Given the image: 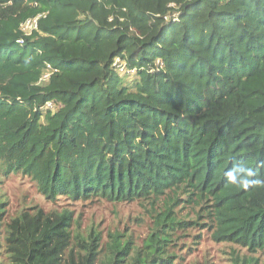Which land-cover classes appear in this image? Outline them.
<instances>
[{
    "label": "trees",
    "instance_id": "trees-1",
    "mask_svg": "<svg viewBox=\"0 0 264 264\" xmlns=\"http://www.w3.org/2000/svg\"><path fill=\"white\" fill-rule=\"evenodd\" d=\"M12 175L52 208L0 195V264H178L203 237L264 264V0H0ZM102 201L140 206L145 233L69 208Z\"/></svg>",
    "mask_w": 264,
    "mask_h": 264
},
{
    "label": "rangeland",
    "instance_id": "rangeland-1",
    "mask_svg": "<svg viewBox=\"0 0 264 264\" xmlns=\"http://www.w3.org/2000/svg\"><path fill=\"white\" fill-rule=\"evenodd\" d=\"M0 179L3 180L2 177ZM0 187V195H5L8 200V212L10 216L16 215L23 207L39 205L45 210L52 208L36 188L26 179L12 175L8 180H3ZM74 211L75 216L82 214V221L85 224L94 223L102 227H119L133 229L136 234L143 235L146 231L144 222L147 221L143 210L137 204H121L97 202L94 204H72L69 206ZM188 244V245H187ZM187 246L182 251L185 260H180L178 264H231L229 259L230 247L226 244H218L203 237L198 245L188 241ZM188 248V249H187ZM189 249L190 252H189ZM1 262V258H0ZM5 264V262H4Z\"/></svg>",
    "mask_w": 264,
    "mask_h": 264
},
{
    "label": "built area",
    "instance_id": "built-area-1",
    "mask_svg": "<svg viewBox=\"0 0 264 264\" xmlns=\"http://www.w3.org/2000/svg\"><path fill=\"white\" fill-rule=\"evenodd\" d=\"M44 17V14H37L34 17L28 18L24 20L20 24L21 32L24 34H30L32 31L38 29L39 20ZM18 44H22L23 40L20 39L17 41ZM113 67H115L120 73H124L127 76H131L134 73V70L127 69L124 63H122L119 59H115L113 62ZM51 107V104H49Z\"/></svg>",
    "mask_w": 264,
    "mask_h": 264
}]
</instances>
